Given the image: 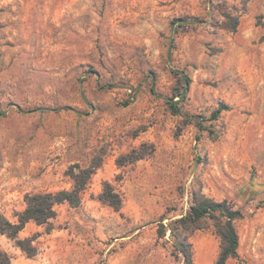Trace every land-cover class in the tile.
I'll return each instance as SVG.
<instances>
[{"label":"rangeland","instance_id":"rangeland-1","mask_svg":"<svg viewBox=\"0 0 264 264\" xmlns=\"http://www.w3.org/2000/svg\"><path fill=\"white\" fill-rule=\"evenodd\" d=\"M263 35L264 0H0V215L17 222L28 194L71 190L73 165H101L50 232L20 233L35 257L2 234L0 251L12 264H183L172 222L207 197L244 214L241 263L264 264ZM176 72L192 78L185 101ZM107 182L120 212L101 200ZM190 241L195 264L216 263L212 220Z\"/></svg>","mask_w":264,"mask_h":264},{"label":"trees","instance_id":"trees-1","mask_svg":"<svg viewBox=\"0 0 264 264\" xmlns=\"http://www.w3.org/2000/svg\"><path fill=\"white\" fill-rule=\"evenodd\" d=\"M250 1V0H246ZM239 27V19L237 18L230 31L235 32ZM264 42V35L261 38ZM182 77V93L181 101H185L192 84V78L185 72H176ZM174 114H181L179 102L174 99L168 100ZM20 113L34 112H58L59 109L38 108L25 112L18 107ZM222 110L213 114V120H217ZM147 154L134 150L133 161L143 159ZM101 167L100 164L95 166H82L80 164L73 165L68 175L73 180L71 190H61L57 192H46L37 194H28L25 198L27 207L22 212L16 214L17 222H12L3 215H0V234L7 236L15 241L28 257L32 258L38 254V248L34 245L36 240L32 238H20V233L26 228L30 222L36 223L38 226H48V232L52 230L50 227L52 220L58 216L57 207L68 203L71 207H78L83 200V194L86 191L96 171ZM101 200L110 205L115 211L120 212L123 208V198L116 192L111 183H105ZM245 216L240 210H235L228 201L217 202L207 197L196 198L194 204L190 208L187 216L172 222L175 226L171 229L172 236L178 242L177 250L183 255V264H195V252L193 243L190 241L193 233L202 228V221L210 219L214 222L215 233L220 239V253L215 264H228L230 260H236L241 263L240 256V235L236 227V222ZM164 227V226H163ZM183 229L185 235L180 238L177 230ZM166 236V232L160 231V237ZM0 264H12V256L6 251H0Z\"/></svg>","mask_w":264,"mask_h":264}]
</instances>
